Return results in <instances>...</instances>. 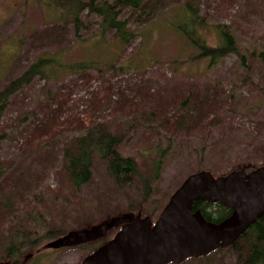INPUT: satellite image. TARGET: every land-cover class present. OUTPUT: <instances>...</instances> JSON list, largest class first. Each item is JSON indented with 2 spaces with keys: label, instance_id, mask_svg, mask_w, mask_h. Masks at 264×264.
Listing matches in <instances>:
<instances>
[{
  "label": "rangeland",
  "instance_id": "obj_1",
  "mask_svg": "<svg viewBox=\"0 0 264 264\" xmlns=\"http://www.w3.org/2000/svg\"><path fill=\"white\" fill-rule=\"evenodd\" d=\"M194 7L204 19L201 33L208 45L217 44V28L228 26L238 55H227L213 68H209L207 59L190 60L193 49L180 32L190 23L181 3L170 4L147 23L135 19L131 26L137 38L122 54L116 52L114 40L111 42L112 33L97 39L100 29L94 15L82 14L87 28L78 34L69 19L56 24L67 49L65 61L91 58L101 67L113 62L115 68L113 74L88 71L85 84L72 76L63 83L35 78L11 98L0 126V161L12 164L0 193L10 200L12 212L22 217L32 210L35 195L45 193L46 197L47 186L57 188L65 182L56 175L62 164V148L85 125V129L92 127L93 122H88L92 118L123 135L118 151L137 159L142 176L152 172L158 151H165L157 179L150 181L151 196L142 205L143 215L153 214V221L194 171L207 170L219 176L262 162L264 0H196ZM57 20L56 11L34 0H0V88L44 53L46 43L52 41L44 38L45 34L56 31ZM32 110L35 120L41 122L38 125L45 128L41 138L47 142L39 139L35 130L31 131L33 141L25 136L33 125H25L31 123V117L24 116ZM22 136V142L28 139L27 143L21 142ZM118 186L108 176L105 163L95 158L92 181L82 187L81 197L101 203L99 192L103 190L109 207H119L118 211H126L130 202L140 201L142 181L124 189ZM79 200L76 194L69 196L75 209ZM5 222L0 221V226ZM64 225L73 228L69 221ZM74 232L44 247L40 253L62 248L66 252L42 264H79L84 254L79 248L82 243L71 238ZM36 252L25 256L20 264H26ZM234 263L235 255L224 251L221 264Z\"/></svg>",
  "mask_w": 264,
  "mask_h": 264
},
{
  "label": "trees",
  "instance_id": "obj_2",
  "mask_svg": "<svg viewBox=\"0 0 264 264\" xmlns=\"http://www.w3.org/2000/svg\"><path fill=\"white\" fill-rule=\"evenodd\" d=\"M34 1L42 7L58 13V20L55 23L56 31L45 34L44 38H52V41L46 43L47 46L45 45L46 50H44V53L31 62L18 77L9 80L0 88V126L3 124L4 114L11 98L24 91L33 83L35 78L44 80L46 83H63L62 81L72 76L85 84L87 83L88 71H95L100 75L104 71H111L113 74V69L115 68V63L113 62L102 64L104 67H101L99 62L91 58H86L84 61H65L67 49L63 47L64 45L60 41L61 36L56 24L69 19L74 26L75 33L78 34L79 30L87 28L84 25L82 16L84 12H86V15H94L98 18L100 34L96 35L97 39L103 38L109 32L112 33L111 42L114 40L116 52L122 54L137 38L138 33L131 26L135 19L147 23L170 4L181 3L184 15L190 23V26L185 25L180 28L181 34L186 41L190 42L193 49V55L190 60L207 59L209 68H213L219 65L221 60L227 55L231 53L238 55L234 35L228 26L217 28V44L215 46L208 45L201 33L204 19L199 17V10L194 7L196 0ZM48 50H51V52H47ZM242 61L244 60L242 59ZM242 65L245 64L242 63ZM45 93L50 94V91ZM68 93H63V97L67 96ZM28 117H31V123L27 124L28 122H25V125L33 126L25 136L27 135L33 141L34 137L31 131L35 130L38 132L39 139H42L41 136L44 135L45 128L38 125L41 122L35 120L34 110L29 111L24 116V118ZM51 117L57 118L56 115ZM88 122H93V126L85 129L87 127L85 125L62 148V164L60 172L56 175L60 179L64 178L65 182H62L61 186L57 188L47 186L45 189L47 192L46 197L44 196L45 193L35 195L33 197L35 202L31 206V211L26 212L22 217L21 214L12 212L11 207H8L10 200L3 193H0V221L1 224L4 220L7 221L3 226H0V263L9 261L14 264H20L25 256L31 255L30 253L35 250L37 252L34 257L30 260L28 259L29 261L27 260L26 264H31V262L32 264H42L47 259L51 263L56 255L65 253L66 249L47 250V253H40V251L72 231L99 224L125 213H140L142 217L148 216L152 219L153 214L143 215L142 205L151 196L152 187L150 181L157 179L165 151H158L153 159L152 172L148 176H142L137 159L124 157L118 151L123 135L119 131L113 132L106 124L95 123L93 118ZM1 137L0 135V139ZM8 138H11V135ZM24 138L22 136L21 142ZM42 140L47 142L48 139L43 138ZM27 142L28 139H25L22 143ZM95 158L105 163L108 176L116 185L121 186H118L120 189L131 186L137 180L142 181L143 195L140 201L137 203H133L135 201L130 202L125 209L126 211H118L119 209L117 208L119 207H109L107 196L103 190L99 192V195L103 198L101 203H98L96 199L89 200L83 196L81 197L82 187L92 181V167ZM11 164L9 160L0 161V189L3 178L6 175L8 176V172H10ZM254 166H249L246 172L249 173L264 166V157L258 166ZM199 171L203 170H196L188 176ZM229 173L219 176H225ZM74 194L80 199L78 209H75L69 201V196ZM104 206V210L100 211ZM111 208H113V211H110ZM192 210H199L205 220L213 223L224 220L232 212L231 209L219 202L206 201L194 202ZM98 212H101V214L96 217ZM66 218H69V220ZM65 221L73 223V228L65 227ZM117 229L119 228L110 230L102 238L82 243L79 248L83 252L84 258L110 240ZM226 250L231 251L235 255L234 264H264V214L258 217L231 245L225 248H217L205 256L189 257L179 264H186L188 261L191 264H221L222 253ZM168 264L175 263L170 262Z\"/></svg>",
  "mask_w": 264,
  "mask_h": 264
},
{
  "label": "water",
  "instance_id": "obj_3",
  "mask_svg": "<svg viewBox=\"0 0 264 264\" xmlns=\"http://www.w3.org/2000/svg\"><path fill=\"white\" fill-rule=\"evenodd\" d=\"M248 167L219 177L205 170L188 176L155 221L125 213L77 230L72 240L84 243L119 228L79 264H179L231 245L264 214V166L246 174ZM196 201L219 202L232 212L213 223L192 210Z\"/></svg>",
  "mask_w": 264,
  "mask_h": 264
},
{
  "label": "flooded vegetation",
  "instance_id": "obj_4",
  "mask_svg": "<svg viewBox=\"0 0 264 264\" xmlns=\"http://www.w3.org/2000/svg\"><path fill=\"white\" fill-rule=\"evenodd\" d=\"M245 173L248 174V172H246V171H245ZM249 173H250V172H249ZM117 230H119V229H117ZM117 230H115L114 235L118 232ZM114 235H113V236H114ZM113 236H112V238H113ZM112 238H111V239H112ZM3 262H4V263H8V264H14L13 262L11 263V262H9V261H3ZM20 263H21V262H20Z\"/></svg>",
  "mask_w": 264,
  "mask_h": 264
}]
</instances>
